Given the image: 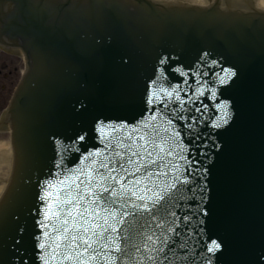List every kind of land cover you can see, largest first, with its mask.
Returning a JSON list of instances; mask_svg holds the SVG:
<instances>
[{"label":"water","instance_id":"obj_1","mask_svg":"<svg viewBox=\"0 0 264 264\" xmlns=\"http://www.w3.org/2000/svg\"><path fill=\"white\" fill-rule=\"evenodd\" d=\"M142 1L151 8L117 15L105 0L33 11L18 0L12 25L33 64L10 108L15 163L0 199V264H43L38 226L57 210L59 182L145 126L174 149L162 181L179 190L154 219L138 217L176 227L163 264H264V12H162ZM210 240L221 246L214 254Z\"/></svg>","mask_w":264,"mask_h":264},{"label":"snow or ice","instance_id":"obj_2","mask_svg":"<svg viewBox=\"0 0 264 264\" xmlns=\"http://www.w3.org/2000/svg\"><path fill=\"white\" fill-rule=\"evenodd\" d=\"M222 71L227 75L228 70ZM135 131L115 144L109 142L104 149L90 152L87 169H81L67 184L59 182L62 187L56 193L57 210L46 212V222L39 225L45 229L44 242L38 241L45 257L43 264H163L167 259L165 249L171 236L177 234L173 222L161 218L148 225L141 224L140 219L145 214L154 219L159 208L179 190L175 183L162 181L173 171L165 156L173 157L174 149L156 142L160 139L158 131L152 135L147 126L143 135H135ZM180 159L187 157L180 155ZM52 195L45 190L42 197L49 209L53 207L48 199ZM169 215L175 218L174 212ZM145 228L152 230L145 232ZM220 247L216 240L206 244L212 254Z\"/></svg>","mask_w":264,"mask_h":264},{"label":"flooded vegetation","instance_id":"obj_3","mask_svg":"<svg viewBox=\"0 0 264 264\" xmlns=\"http://www.w3.org/2000/svg\"><path fill=\"white\" fill-rule=\"evenodd\" d=\"M22 65L17 52L0 47V111L10 96Z\"/></svg>","mask_w":264,"mask_h":264},{"label":"bare ground","instance_id":"obj_4","mask_svg":"<svg viewBox=\"0 0 264 264\" xmlns=\"http://www.w3.org/2000/svg\"><path fill=\"white\" fill-rule=\"evenodd\" d=\"M160 1H163V2H169V1H173V0H160ZM185 2L187 3H203V1L205 0H184ZM236 1V0H235ZM249 1H253L255 3V10H258V11H264V0H249ZM10 148H9V145L8 143H4V145H0V162H4V163H10ZM3 186L4 184H0V192L2 191L3 189Z\"/></svg>","mask_w":264,"mask_h":264},{"label":"rangeland","instance_id":"obj_5","mask_svg":"<svg viewBox=\"0 0 264 264\" xmlns=\"http://www.w3.org/2000/svg\"><path fill=\"white\" fill-rule=\"evenodd\" d=\"M0 177H4L6 175V169H7V166L5 164H2V166H0ZM3 178H0V182H3L2 181Z\"/></svg>","mask_w":264,"mask_h":264}]
</instances>
